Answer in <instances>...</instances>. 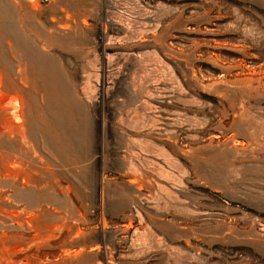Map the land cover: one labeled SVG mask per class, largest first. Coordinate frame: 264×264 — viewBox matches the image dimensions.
<instances>
[{"label":"rangeland","instance_id":"1","mask_svg":"<svg viewBox=\"0 0 264 264\" xmlns=\"http://www.w3.org/2000/svg\"><path fill=\"white\" fill-rule=\"evenodd\" d=\"M0 264H264V0H0Z\"/></svg>","mask_w":264,"mask_h":264},{"label":"built area","instance_id":"2","mask_svg":"<svg viewBox=\"0 0 264 264\" xmlns=\"http://www.w3.org/2000/svg\"><path fill=\"white\" fill-rule=\"evenodd\" d=\"M46 1V0H45Z\"/></svg>","mask_w":264,"mask_h":264}]
</instances>
